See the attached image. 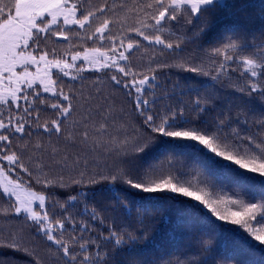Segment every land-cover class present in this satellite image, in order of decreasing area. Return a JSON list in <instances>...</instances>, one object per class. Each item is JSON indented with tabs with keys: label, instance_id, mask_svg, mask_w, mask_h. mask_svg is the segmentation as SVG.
<instances>
[{
	"label": "snow or ice",
	"instance_id": "snow-or-ice-1",
	"mask_svg": "<svg viewBox=\"0 0 264 264\" xmlns=\"http://www.w3.org/2000/svg\"><path fill=\"white\" fill-rule=\"evenodd\" d=\"M125 8L126 0L118 7L114 3L109 4L108 0L98 5L89 4L88 0L71 4L70 0H0V89L7 88L8 91L7 96L0 92V177L11 176L18 170L29 176L35 175L36 183H43L44 189L68 191L85 185L86 182L97 184L108 181L112 185L123 184L143 193L173 194L157 197V200L171 201L177 196L190 198L198 202L191 207L202 205L217 221L241 226L254 241L264 246V187L260 189L259 203H245L239 193L229 195L214 181L209 180L203 165L200 171L177 170V157L171 154L163 160L155 159L154 162L147 163L146 167L137 160L158 137L195 142L194 147L212 162H217L219 158V162H226L225 168L232 169L234 166L233 179L239 186L241 182L248 180V177L242 176L241 173L258 174L260 178H264V139L254 147L257 135L242 136L240 131L231 128V116L210 125L205 123L202 127L197 126L194 122L199 121L202 113L207 111L206 106L201 107L199 98L193 102L191 109L186 105L173 103L167 89L160 90L159 95L157 93L160 89L155 75L157 69L150 67L153 75L145 74L142 79H136L140 73L134 71V66L128 63L133 52L143 46V41H147L149 46L161 52L172 53L174 59L182 61L174 66L198 75L211 76L213 81L231 80L232 73L239 72L240 75L236 79L243 83L236 86V91L242 96H258L264 100V31L258 36L247 29L234 30L226 23L210 50H205L202 56L190 54L182 57L180 54L185 51L184 45L188 42L186 33H181L177 42L173 43L164 36L166 28H182L185 24H192L195 19L203 24L197 33L202 35L210 31V22L214 24L222 16L231 14V8L225 5L223 0H151L146 5L137 4L136 16L141 17L138 20L139 26L130 25L128 31L135 33L140 39H133L131 35L121 33L117 40L111 32V17ZM60 15L63 16V26L57 24L54 29L53 24ZM48 17H51V20H48ZM101 18L102 22L87 39H99L102 43L111 41L113 55L105 56L101 68L95 71L115 67L118 74L111 75V84L125 93L142 123L139 128L125 129L123 142L119 146L104 143L99 148L92 146V151L99 153L100 149H105L107 157L114 156L113 167L116 170L108 168L105 160L104 167L108 168V171L97 172L86 181L89 165L95 162L81 155L83 149L75 153L69 149L77 148L78 144H88L90 126L98 124L99 133H107L112 126L109 122L117 117L111 111L113 106L109 104L110 97L104 95L98 84L93 83L90 87L83 84L86 79L83 72L86 68L84 65L77 66V61L81 60L80 52L77 51L71 56V62L66 58L49 60V55L54 56L55 53L41 52V44L49 35L55 36L58 41H68L70 36L67 33L74 29L80 30L76 31V36L80 37L81 31L87 32ZM125 40L128 41L126 46ZM121 48L123 50H119ZM205 59L211 62L207 69L204 67ZM83 60L85 65L100 62L95 57L90 58L87 50ZM30 65L35 67L34 73L29 71ZM18 68L21 70L18 71ZM54 68L58 69L63 77H68L74 82L73 89H76L77 81L81 87L76 91L65 92L60 75L51 71ZM72 69H76L80 75L70 76L68 70ZM37 79L42 90L33 87ZM149 92L153 97L151 99L147 98ZM49 93L50 96L45 95ZM40 105L50 107L56 118L41 124ZM188 111L194 113L191 119L187 115ZM74 114L80 119L74 120ZM241 114L244 116L243 121L240 119ZM235 122L249 123L247 110L238 113ZM252 123L258 133H264V116L254 117ZM44 136L50 140L55 137V142L45 144ZM34 137L38 138L35 143ZM26 156L30 163L35 164L40 174L44 168L49 167L44 163L47 158L51 166L59 170V176L53 179L45 176L41 181L40 175L33 172L25 162ZM197 163L199 164V161ZM96 167L100 165L96 164ZM77 172L78 178L73 175ZM65 173L69 177L67 180ZM20 183L23 181L18 183L9 180L8 185H0L3 188L0 198H7L9 201V208L5 212L8 216H23L26 222H31V226L40 236L50 242V246L55 249L53 264L57 261L62 264H111L116 253L124 250L130 255L123 264H173L172 260L163 257L151 261L143 259L132 247L140 240L147 242L149 239L143 228L142 216L138 220L141 225L139 229L131 230V226L123 222L118 226L113 218L106 226V235L104 231L94 235L93 233L97 232V222L103 226L105 221L94 207L89 209L86 200L84 201L81 217L86 216L87 219L82 222H78L76 216L68 211L72 202L81 199L82 193L71 195L61 202L55 191L46 194L26 191L21 195ZM200 185L203 187H199ZM12 197L15 198L14 204L11 203ZM213 197L227 204L241 205L243 211L221 214L212 206L217 202ZM115 199L128 208L125 198L116 196ZM33 200H39L41 209L49 207L45 203L46 200L53 207L58 205L61 218L53 222V214L50 211H34L31 207ZM158 207L162 210L163 203L158 204ZM141 208L147 211L143 203ZM257 212L259 215L255 214ZM181 215L194 213L186 211ZM247 217L251 219H246ZM181 225L186 231H192L191 219L179 220L178 226ZM66 232L71 233L69 239L64 238ZM108 245H112V248L109 249ZM10 246H14L17 251L21 250L18 245ZM201 247L206 252L210 251L206 241L201 242ZM176 264L184 262L177 261Z\"/></svg>",
	"mask_w": 264,
	"mask_h": 264
},
{
	"label": "trees",
	"instance_id": "trees-1",
	"mask_svg": "<svg viewBox=\"0 0 264 264\" xmlns=\"http://www.w3.org/2000/svg\"><path fill=\"white\" fill-rule=\"evenodd\" d=\"M74 2H79V0H70V4ZM103 2L104 0H88L89 4L98 5ZM122 2H125V0H108L109 4L114 3L117 7ZM150 2L151 0H126L127 8L111 17L112 35L117 40L121 33L131 35L133 39H140L135 36V33L128 31V26H139L138 20L141 17L136 16L135 6L140 3L146 5ZM223 2L231 8V14L222 16L214 24L210 22V31L202 35H197V33L203 24L195 21V19H193L192 24H185L182 28H166L164 36L173 43L177 42V37L181 33H186L188 42L184 45L185 51L180 54L182 57H187L190 54L202 56L205 50H210L226 23L234 30L243 31L247 29L258 36L264 31V0H223ZM102 19L96 21L87 32L81 31L80 37L76 36V31H80L79 29L69 30L67 34L70 39L68 41H58L55 36L49 35V38L41 44V52H54V56L49 55L48 57L52 60L66 58L77 51L84 52L93 49H99L107 55H113L111 41L102 43L99 39L96 41L87 39L88 35L95 32V28L99 26ZM127 43L128 41L125 40V46ZM142 43L143 46L134 51L128 61L129 65L134 66L133 70L140 73L136 79H142L145 74L153 75L150 67L151 69H157L155 75L157 76V83L160 85V89L157 90L158 95L160 90L167 89L173 103L183 104L191 109L193 102L199 98L201 107H207V111L202 113L200 120L194 122L197 126L202 127L205 123L210 125L231 116L233 121L231 128L240 131L242 136L257 135V140L253 144L254 147L264 139V133H258L256 126L252 123L254 117L264 116V100L258 96L252 98L242 96L241 93L236 91V86L243 83V81H237L236 79L240 75L239 72L232 73L231 80L224 79L221 82H216L212 80L211 76L198 75L174 66L178 62H182L174 59V54L161 52L159 49L149 46L147 41ZM119 50H123V48ZM152 61L158 63H152ZM199 63L198 60L197 64ZM210 63L205 59L204 67L209 68ZM112 74H118L115 72V67L83 73V76L86 77L83 84L89 87L93 83L98 84L104 95L110 97L109 104L113 106L111 111L117 117V119L109 122L112 126L107 133L100 134L98 124L90 126L88 144H78L77 148L69 149L73 153L83 149L81 155L95 162L89 165L88 174L85 176L86 181L97 172H107L108 168L113 171L116 170L113 167L115 157H107L105 149H100L99 153L92 151V146L95 145L99 148L102 143L109 144V146H119L124 139L123 131L128 127L139 128L142 123L136 115L134 105L128 100L125 93L112 86L110 79ZM60 77L63 80L65 92L76 91L81 87L77 81L75 82L76 89H73L72 84L74 82L61 75ZM55 78L54 75L53 79ZM147 98H153L150 92ZM40 108L42 109L40 113L41 124L56 118L50 107L40 105ZM242 110H247L249 123L235 122L237 114L242 113ZM187 115L191 119L194 113L188 111ZM73 119L79 120L80 117L74 114ZM240 119L243 121V114H241ZM37 139V137H34L33 142H37ZM43 142L53 144L55 137L50 140L47 136H44ZM194 144L195 142L158 137L150 148L137 157V160L146 167L147 163H152L155 159L163 160L170 154L175 155L177 157V170L195 169L200 171L201 165H203L206 177L214 181L218 187L223 188L229 195L239 193L245 203L249 201L260 202V189L264 187V178H260L258 174L241 173L242 176H247L248 180L237 186V182L233 179L234 166L232 169L225 168L224 164L226 162H219V158H217V162H212L209 157L197 150ZM105 160L108 168L104 167ZM25 162L33 169V172L40 175L41 181L45 176L48 179H53L60 174L58 169L51 166V162L47 158L44 159V163L48 164L49 167L44 168L42 174L37 171L35 164L28 161L27 156ZM96 164H99L100 167H96ZM73 175L78 178L79 173H73ZM8 178L18 183L23 181L20 185L28 191L40 194L55 191L61 202L66 201L71 195L82 193L81 199L72 202L71 206L68 207V211L76 216L78 222H82V220L87 219L86 216L81 217L84 201L86 200L89 209L94 207L105 218L103 226H100L97 222V232L93 233L94 235H98L101 231H104L106 235V226L113 218H115L118 226L123 222L129 224L131 230L139 229L141 225L138 220L142 216L143 228L149 239L147 242L140 240L132 247L140 253L143 259L148 261L159 260L163 257L172 260L173 264H176L177 261H183L184 264H190V262L192 264H264V246L254 241L241 226L217 221L215 216H212L202 205L195 208L191 207L197 205L198 202L192 201L190 198L177 196L171 201L157 200V197H166L173 194H148L128 188L123 184L112 185L108 181L97 184L86 182L85 185L68 191L44 189L43 183H36L35 175L29 176L27 173H20L18 170L14 171ZM68 178V174L65 173V180ZM199 187H203V185ZM205 192H207V189H205ZM0 193H2L1 189ZM116 196L125 198L128 201V208L117 201ZM213 199H217V202L212 206L221 214L226 215L230 211H243L241 205L227 204L217 197H213ZM11 203L14 204L15 202L11 199ZM45 203L49 207L44 210H48L53 214V222L60 219L61 209L59 206L53 207L47 200ZM142 203L147 207V211H143L141 208ZM160 203H163L162 210L158 207ZM8 208V199L0 198V264H53L55 249L50 246V242L40 236L35 228L31 226V222H26L23 216H8L5 212ZM186 211L190 214L194 213V215L182 216L181 214ZM255 214L259 215V212ZM201 218H203V222H201ZM182 219H191L193 225L191 232L186 231L182 225L178 226V221ZM246 219L250 220L251 218L247 217ZM70 236L71 233L66 232L64 238L69 239ZM202 241L208 243L210 251L206 252L202 249ZM10 245H18L21 250L17 251L14 246ZM108 248L111 249L112 245H108ZM129 255L130 253L127 250L118 252L111 264H123ZM56 264H62V262L57 261Z\"/></svg>",
	"mask_w": 264,
	"mask_h": 264
},
{
	"label": "rangeland",
	"instance_id": "rangeland-1",
	"mask_svg": "<svg viewBox=\"0 0 264 264\" xmlns=\"http://www.w3.org/2000/svg\"><path fill=\"white\" fill-rule=\"evenodd\" d=\"M178 11H180L178 9ZM48 20H51V17H48ZM60 25V26H63V16L60 15L57 17V21L55 24H53V28L55 29L56 28V25ZM81 53V60L77 61V66L79 67L80 65H84L86 70L84 72H88V71H95V69H100L101 68V64L104 62V57L105 56H108L107 53L101 51L98 49V51H92V50H87V54L90 58L92 57H95L97 60H99L100 62L99 63H89V64H86L84 63V60H83V56L85 54V51L83 52H80ZM39 55V54H38ZM71 56L72 55H69L68 57H66V59L71 62ZM49 59V58H48ZM49 60H52V59H49ZM18 71H20L21 69H17ZM29 71L31 72H35V67L33 66H29ZM53 73H57L59 75L62 76V73H59V70L58 69H52L51 70ZM69 73H70V76H78L80 75V73L76 70V69H72V70H68ZM83 72V73H84ZM65 78H68V77H65ZM47 82V81H45ZM33 87L34 88H39L40 90H42V86L40 84V81L39 79L36 80V82L33 84ZM0 92H2L4 94V96H7L8 95V91H7V88H4V89H0ZM45 95H48L50 96L51 94H45ZM9 178L8 176H3V177H0V185H8V182H9ZM9 187H12V186H9ZM1 191L3 192V188L0 187ZM21 195H24L26 191H28L25 187L21 186L20 185V189H19ZM14 202H15V198L12 197L11 198ZM39 200H33L32 201V204H31V207L33 208L34 211L36 212H42L44 209H41L39 207Z\"/></svg>",
	"mask_w": 264,
	"mask_h": 264
}]
</instances>
